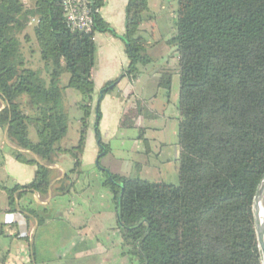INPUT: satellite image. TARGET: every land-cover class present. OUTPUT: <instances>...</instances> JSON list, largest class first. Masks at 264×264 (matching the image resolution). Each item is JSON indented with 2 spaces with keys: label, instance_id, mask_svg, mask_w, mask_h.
I'll use <instances>...</instances> for the list:
<instances>
[{
  "label": "trees",
  "instance_id": "obj_1",
  "mask_svg": "<svg viewBox=\"0 0 264 264\" xmlns=\"http://www.w3.org/2000/svg\"><path fill=\"white\" fill-rule=\"evenodd\" d=\"M29 1L0 0V98L7 103L0 112V127L8 129L17 147L15 159L37 166L30 184H0L11 214L22 213L17 199L27 192L44 199L51 183V171L21 150L46 164L55 153H70L72 173H82L94 105V37H118L101 15L104 0H91L93 27L88 33L68 28L61 0ZM176 1L175 32L168 44L178 60V183L123 177L104 168L100 160L110 147L100 139L97 108L98 166L112 194L122 246L135 264H262L253 208L264 178V0ZM147 11L148 0H128L123 40L129 65L120 78L105 85L103 97L124 78L134 82L152 63L149 42L140 35ZM34 19L42 71L28 67L23 47ZM63 73L69 74L66 86L61 84ZM173 75L164 71L159 80L168 99ZM66 89L81 95L83 112L79 142L69 151L59 147L70 125L63 101ZM131 103L122 113L121 128H135L142 113L139 101ZM31 129L37 142L30 138ZM24 211L38 216L32 208ZM31 233L28 224L16 236L30 241ZM33 252L39 263L36 247Z\"/></svg>",
  "mask_w": 264,
  "mask_h": 264
},
{
  "label": "crops",
  "instance_id": "obj_2",
  "mask_svg": "<svg viewBox=\"0 0 264 264\" xmlns=\"http://www.w3.org/2000/svg\"><path fill=\"white\" fill-rule=\"evenodd\" d=\"M167 2L148 0V11L141 25L140 35L149 42L147 53L152 63L142 68V73L134 82L127 78L121 80L100 102V92L105 85L120 78L129 65L123 40L128 0H104L101 15L118 37L109 33H97L94 37L96 65L91 74L95 87L94 105L82 156V173L79 176L72 173L74 160L70 153H55L49 164L42 162L38 156L37 160L26 153L37 164L51 171V187L44 199L32 191L17 199V210L20 209L23 214L7 213L8 196L0 189V264H135L123 249L112 194L104 185L105 177L98 166L97 108L101 112L100 139L110 147L109 153L100 160L104 168L123 177L138 176L150 182L178 183V60L175 48L168 44L175 28L168 27L167 33L162 31L163 26H157L159 17L167 12ZM30 25L33 23L30 22ZM27 34L29 43L23 46L27 65L42 71L43 63L29 28ZM168 70L174 74L169 99L159 88L160 77ZM68 81L69 77L66 76L63 86ZM70 96L75 97L73 104L69 102ZM25 99L22 98L23 101ZM79 100L76 91L66 89L64 107L70 125L59 147L67 151L79 142L83 116ZM135 100L140 102L142 110L136 127L121 128L122 113ZM6 107L7 103L0 98V112ZM77 108L81 112L75 114ZM30 138L33 142L38 140L34 129L30 130ZM16 149L7 129L0 127V184L7 188L32 183L37 172L36 165H25L15 159ZM136 160L140 161L139 169L134 167ZM168 167H173L172 177L162 175V169ZM168 177L173 180L170 182ZM63 186L67 190L61 192ZM24 208L34 209L38 216L29 215ZM26 216L31 218L29 223ZM40 219H43V223H40ZM28 224L32 225L30 241L17 238L18 231L24 230ZM37 224V233L32 241ZM34 247L41 259L39 263L34 257Z\"/></svg>",
  "mask_w": 264,
  "mask_h": 264
},
{
  "label": "built area",
  "instance_id": "obj_3",
  "mask_svg": "<svg viewBox=\"0 0 264 264\" xmlns=\"http://www.w3.org/2000/svg\"><path fill=\"white\" fill-rule=\"evenodd\" d=\"M64 19L74 32H90L93 27L91 0H61ZM34 19L31 23H36Z\"/></svg>",
  "mask_w": 264,
  "mask_h": 264
},
{
  "label": "rangeland",
  "instance_id": "obj_4",
  "mask_svg": "<svg viewBox=\"0 0 264 264\" xmlns=\"http://www.w3.org/2000/svg\"><path fill=\"white\" fill-rule=\"evenodd\" d=\"M26 5H29L30 4V1L29 0H22ZM168 2H167V8H166V13L164 14L163 13V15H161V17H159V21H157L158 23H157V26L158 27H161V26H163V29H162V31H168V27H171V28H175V23H176V20H177V9H178V4H177V1L176 0H167ZM159 13V12H158ZM35 25V23H33V25H29L30 27H29V30H30V32H32V28H33V26ZM167 28V30H166V28ZM168 33V32H167ZM30 38V37H29ZM29 42H27V43H24L25 45L26 44H28ZM27 48V47H26ZM31 49V48H30ZM38 50V49H37ZM24 51H25V48H24ZM38 55H39V51H38ZM41 58V57H40ZM69 77V74L68 73H63L62 74V76H61V84L63 85L64 84V78L65 77ZM176 78H178V77H176ZM179 80V79H178ZM73 90V89H72ZM66 91V90H65ZM65 91H64V93H63V101H64V98H65ZM75 91V90H74ZM77 92V91H76ZM78 93V92H77ZM79 94V93H78ZM79 96H80V100L78 101V104L81 102V100H82V97H81V95L79 94ZM74 100H75V97H72V96H70L69 97V102L71 103V104H73L74 103ZM78 111L79 112H81L78 108L77 109H75V114H78ZM81 122V121H80ZM62 144V141L59 143V146ZM77 146V145H76ZM115 147H116V150H117V144H115L114 145ZM118 151V150H117ZM137 162H136V164H135V166L134 167H138L137 169H139V164L138 163H140V161H138V160H136ZM170 175L171 177H172V175L174 174V170H173V167H168V168H166V169H162V175ZM170 177H168V179H169ZM171 180H173L172 178H170L169 179V181L171 182ZM169 182V183H170ZM173 182H171V184H172Z\"/></svg>",
  "mask_w": 264,
  "mask_h": 264
},
{
  "label": "water",
  "instance_id": "obj_5",
  "mask_svg": "<svg viewBox=\"0 0 264 264\" xmlns=\"http://www.w3.org/2000/svg\"><path fill=\"white\" fill-rule=\"evenodd\" d=\"M102 97H103V92L101 91L100 92V99ZM7 132H8V129H7ZM21 151L23 153H29V154L35 156V158H37V160H38V157L35 154L31 153L30 151H25V150H21ZM50 187H49V190H50ZM263 198H264V178L261 181V183L257 189L256 196L254 199V208H253L254 209L256 237H257V242H258V248L260 251L261 258H262V264H264V220L263 221L260 220L259 214H260V210H261L260 205L262 204L261 202H262ZM18 211H20V209H18ZM38 225L39 224L36 225V228L33 231L32 241H34V238L36 236Z\"/></svg>",
  "mask_w": 264,
  "mask_h": 264
},
{
  "label": "bare ground",
  "instance_id": "obj_6",
  "mask_svg": "<svg viewBox=\"0 0 264 264\" xmlns=\"http://www.w3.org/2000/svg\"><path fill=\"white\" fill-rule=\"evenodd\" d=\"M261 203L262 204L260 205L261 210H260L259 218L261 221H263L264 220V198Z\"/></svg>",
  "mask_w": 264,
  "mask_h": 264
}]
</instances>
